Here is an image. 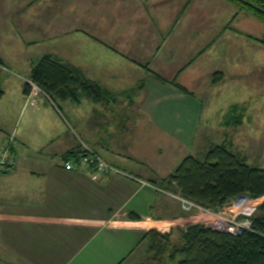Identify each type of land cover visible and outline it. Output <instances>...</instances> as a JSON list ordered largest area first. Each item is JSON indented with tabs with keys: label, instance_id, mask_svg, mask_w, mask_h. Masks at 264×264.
<instances>
[{
	"label": "crops",
	"instance_id": "obj_1",
	"mask_svg": "<svg viewBox=\"0 0 264 264\" xmlns=\"http://www.w3.org/2000/svg\"><path fill=\"white\" fill-rule=\"evenodd\" d=\"M254 29L264 22L226 0H0V149L16 137L13 170L0 173V264H148L154 230L179 238L190 219L165 179L191 154L175 142L197 132L204 99L260 77ZM46 43L52 50L30 49ZM46 55L103 98L56 93L59 102L40 95L29 106L25 79ZM239 105L244 117V104L229 109ZM82 143L122 173L80 161ZM164 184L175 201H164ZM160 206L171 215H153Z\"/></svg>",
	"mask_w": 264,
	"mask_h": 264
},
{
	"label": "trees",
	"instance_id": "obj_2",
	"mask_svg": "<svg viewBox=\"0 0 264 264\" xmlns=\"http://www.w3.org/2000/svg\"><path fill=\"white\" fill-rule=\"evenodd\" d=\"M226 1L264 22V0ZM0 65H4L1 58ZM145 68L148 70L147 65ZM1 72L0 69V76ZM154 76L193 95L176 78L166 81L157 74ZM30 77L50 96L57 93L75 99L82 92L93 101H100L105 94L100 86L79 75L75 68L55 55L43 56L32 68ZM216 82L213 78L212 83ZM144 83H140L139 89ZM26 89L28 93L31 90L27 84ZM3 94L0 87V98ZM239 111H242L239 106L229 110V124L241 122L243 118ZM179 165L165 181L174 182L186 199L214 211L227 210L231 201L242 194L260 199L262 203L251 217V229L240 235L216 231L211 224L196 223L182 230L177 237L179 242L175 244L172 232L162 234L154 230L150 235L152 252L159 241L171 249L169 259L172 264H264V169L250 167L225 144L210 148L204 160L189 155Z\"/></svg>",
	"mask_w": 264,
	"mask_h": 264
},
{
	"label": "rangeland",
	"instance_id": "obj_3",
	"mask_svg": "<svg viewBox=\"0 0 264 264\" xmlns=\"http://www.w3.org/2000/svg\"><path fill=\"white\" fill-rule=\"evenodd\" d=\"M253 31L260 38L264 39L263 30L259 29L255 31L254 29ZM30 49H32V52L35 54L43 53L52 50V44L46 43L38 46L35 45L31 46ZM221 76L222 73L218 72L213 75L212 79L215 78L218 82ZM212 79L210 83H212ZM139 86L140 84L136 85L135 88L139 89ZM219 91L220 92L217 96L203 100L205 109H202L198 118L196 124L197 132L194 134H185L184 137H180V143L175 142L177 144L175 148L177 149L178 146L181 145L180 150L182 151V156L186 154L185 151L189 149V154L204 160L205 155L210 148H213L216 145L225 144L228 149L236 153L250 167L264 169V70L262 69L260 77L255 80L254 85L242 86L238 83L235 85H229V87H225ZM125 92L126 94H131L135 91L134 89H129ZM134 94L135 93L131 94L130 97H134ZM55 96L56 94L52 95V97L59 102ZM234 104H244L247 111L244 113V117L241 116L243 119L240 123L229 124V126L225 127L221 122L224 121V124L225 122H230L228 117L223 120V117L221 116L223 112L220 114L216 111L222 108L225 109V111H229V107ZM127 109L129 110L130 108L127 107ZM239 114L243 115V112L239 111ZM196 128H194V130ZM181 143H185V145H182ZM186 143L189 146H187ZM81 147L82 144L79 145V148ZM168 154H170V151H167L166 155ZM182 156L178 159H182ZM185 156H187V154ZM178 166L180 165L178 164ZM178 166H176L175 169ZM163 186L168 189L166 191L167 194H161L166 199L164 201H175V199H172L168 194L172 191V188H168L166 184ZM258 203H262L260 199L258 200ZM170 212L169 209L167 210V208L160 206L159 209L153 211V215L170 216ZM182 215L186 217V220L190 219V224L194 222L195 218L196 220L201 221V223L203 222L206 224H209V220L211 219V216L208 213L198 209H193L191 212L183 211ZM176 235L178 234L174 235L173 242L178 244L179 240ZM156 244L158 246H156L154 252L150 254L152 257H150L148 264H172L169 259L171 251L169 246H164L165 243H160L159 241H156Z\"/></svg>",
	"mask_w": 264,
	"mask_h": 264
},
{
	"label": "built area",
	"instance_id": "obj_4",
	"mask_svg": "<svg viewBox=\"0 0 264 264\" xmlns=\"http://www.w3.org/2000/svg\"><path fill=\"white\" fill-rule=\"evenodd\" d=\"M0 69H3L2 65H0ZM25 81L31 89L27 95V104L29 106H35L40 95L49 97L44 89L32 79L28 78L25 79ZM15 144L16 137L12 134L8 137L5 145L0 149V173H7L13 170L16 158L12 149L15 147ZM82 146L84 150L77 156L80 161L85 164H92L99 172L116 171L122 173V171L110 165L109 162L92 148L84 143H82ZM65 167L66 169H73L74 165L71 161H66ZM178 198L183 211L191 212L193 209H198L208 213L211 216L209 224H211L214 230L232 235H240L243 231L251 229V217L256 213L260 204L258 203L259 199H254L246 194H242L238 195L231 201L232 203H230L227 210L214 211L182 196H178Z\"/></svg>",
	"mask_w": 264,
	"mask_h": 264
}]
</instances>
